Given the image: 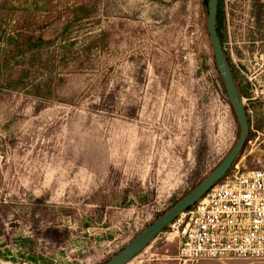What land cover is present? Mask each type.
<instances>
[{"label": "rangeland", "instance_id": "374dc122", "mask_svg": "<svg viewBox=\"0 0 264 264\" xmlns=\"http://www.w3.org/2000/svg\"><path fill=\"white\" fill-rule=\"evenodd\" d=\"M203 1L0 0V264H105L222 161L239 128ZM219 7L249 122L227 173L257 170L259 0ZM162 233L148 245L174 254Z\"/></svg>", "mask_w": 264, "mask_h": 264}, {"label": "built area", "instance_id": "2783aa9c", "mask_svg": "<svg viewBox=\"0 0 264 264\" xmlns=\"http://www.w3.org/2000/svg\"><path fill=\"white\" fill-rule=\"evenodd\" d=\"M229 172L161 232L181 262L264 261V167Z\"/></svg>", "mask_w": 264, "mask_h": 264}, {"label": "water", "instance_id": "95a60500", "mask_svg": "<svg viewBox=\"0 0 264 264\" xmlns=\"http://www.w3.org/2000/svg\"><path fill=\"white\" fill-rule=\"evenodd\" d=\"M217 3L218 0H208L207 2L206 30L213 53L215 68L222 80L227 100L238 124V138L222 161L202 182L195 186L188 194L174 204L154 223L143 230L105 264H127L134 259L152 240H154L157 235L172 224L180 214L194 205L226 175L247 139L249 123L245 107L234 82L230 68L226 62L216 29Z\"/></svg>", "mask_w": 264, "mask_h": 264}, {"label": "crops", "instance_id": "0c3cea01", "mask_svg": "<svg viewBox=\"0 0 264 264\" xmlns=\"http://www.w3.org/2000/svg\"><path fill=\"white\" fill-rule=\"evenodd\" d=\"M261 6H262V13H263V21H264V0H260ZM165 248L163 246H157V245H147L141 253L145 256V260L143 261L144 264H196L194 263H183L181 262L177 257V248L174 254H163ZM208 262L216 263V264H227V262H234L233 264H236V262H240L239 260H230L225 262H218V261H209ZM139 262V261H138ZM199 262V261H198ZM129 263V262H128ZM127 263V264H128ZM140 263V262H139ZM138 264V263H137Z\"/></svg>", "mask_w": 264, "mask_h": 264}, {"label": "trees", "instance_id": "16d2710c", "mask_svg": "<svg viewBox=\"0 0 264 264\" xmlns=\"http://www.w3.org/2000/svg\"><path fill=\"white\" fill-rule=\"evenodd\" d=\"M204 8H205V11L207 13V2L208 0H204ZM259 5H260V14H261V20L263 22V25H264V21H263V13H262V6H261V3H260V0H259ZM221 26V11H220V7H219V0H218V3H217V11H216V29H217V33H218V38H219V41H220V44H221V37H220V33H219V28ZM220 77V76H219ZM221 79V78H220ZM222 82V80H221ZM222 86H223V83H222ZM224 89V88H223ZM228 102V101H227ZM228 105H229V102H228ZM230 106V105H229ZM231 109V107H230ZM232 111V109H231ZM233 113V111H232ZM234 115V113H233ZM234 118H235V115H234ZM236 120V119H235ZM249 123V122H248ZM235 162V161H234Z\"/></svg>", "mask_w": 264, "mask_h": 264}]
</instances>
